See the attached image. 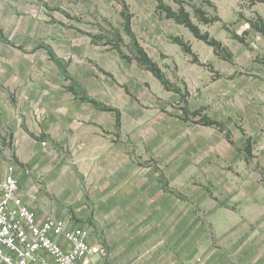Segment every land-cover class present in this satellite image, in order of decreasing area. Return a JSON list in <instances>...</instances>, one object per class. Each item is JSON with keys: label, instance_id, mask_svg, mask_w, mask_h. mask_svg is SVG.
I'll list each match as a JSON object with an SVG mask.
<instances>
[{"label": "rangeland", "instance_id": "rangeland-1", "mask_svg": "<svg viewBox=\"0 0 264 264\" xmlns=\"http://www.w3.org/2000/svg\"><path fill=\"white\" fill-rule=\"evenodd\" d=\"M178 2L220 42L218 54L155 0H0V29L13 44L0 41V97L14 113L0 111V162L35 173L20 186L40 217L90 229L106 249L100 264H264V5L244 0L227 21L204 25L197 7L210 19L223 9L171 0L176 11ZM122 15L168 89L119 60L117 48L134 53ZM40 45L68 63L81 97L120 110L118 131L114 115L79 102L67 114L50 110L48 96L65 85L47 53L32 52ZM31 102L43 114H21ZM17 120L40 129L34 167L14 161ZM50 128L66 130L70 145L50 141Z\"/></svg>", "mask_w": 264, "mask_h": 264}, {"label": "built area", "instance_id": "built-area-1", "mask_svg": "<svg viewBox=\"0 0 264 264\" xmlns=\"http://www.w3.org/2000/svg\"><path fill=\"white\" fill-rule=\"evenodd\" d=\"M105 256L87 226L29 206L13 163L0 168V264H100Z\"/></svg>", "mask_w": 264, "mask_h": 264}, {"label": "crops", "instance_id": "crops-1", "mask_svg": "<svg viewBox=\"0 0 264 264\" xmlns=\"http://www.w3.org/2000/svg\"><path fill=\"white\" fill-rule=\"evenodd\" d=\"M163 1H164V3L166 5H168V6H170L172 8V6L170 5L171 0H163ZM183 1L184 2H189L190 0H182V2ZM207 1L208 2H211L218 9H221V10L223 9L224 15H223V13L222 14L220 13V15H218V17H215L216 19H215L214 22L209 23V24H214V23H217V22H221V20L227 21L226 18H228L230 16V14H233L235 11H238V5H241L244 0H207ZM261 5H264V4H261ZM254 7H256V6H254ZM197 9L203 11L204 14H205V17L208 18V19H210L209 18V15L202 8L197 7ZM190 18L192 20L191 14H190ZM197 18H198V16H197ZM212 19H214V18H212ZM212 19H210V20H212ZM169 20H171V19H169ZM171 21H173V20H171ZM173 22L176 25H178L175 21H173ZM192 22H193V20H192ZM201 24H204V23L201 21ZM209 24H204V25H209ZM194 25H196L200 29V27H199L198 24L194 23ZM179 26H183V25H179ZM262 28L264 29V25H262L261 29ZM131 29H132V32H133L134 36L137 38V36L135 34V31L133 30V25H131ZM200 31H201L202 34H208V33L202 32L201 29H200ZM87 35L91 39L93 38L89 34H87ZM191 35L194 37V35L192 33H191ZM209 37H210V35H209ZM236 38L238 39V37H236ZM195 39L198 40V41H201V40H199L197 38H195ZM201 42H203V41H201ZM203 43H205V42H203ZM46 46H48V45H46ZM48 47H50L52 49V51L54 52V55L59 60V62H62L64 64L65 70H66V75H67V78L62 75V71L60 69V65L57 62L53 61L50 58L48 52L45 49H42V48L41 49H33L32 52H36V51L43 50L44 52L47 53L49 60L57 67L58 72H59V75H60V78H61V81H63L62 83H64V85H65L64 88H61L59 90H55V93H53V95L48 96L49 100L51 101L50 104H49V106H51L50 107V110L53 113L59 114V115L60 114H63V113L64 114H67V111H70V109H72L73 106L76 105V103L79 102V103H82V104H84L86 106H89L92 109V110L90 109V111H92V112L109 113V114L114 115V126H113V129L115 131L116 130L118 131L120 129V127H121V123L120 124L117 123V117L118 116L121 117L120 110L119 109H116V108H113V107L105 108V107H102L101 104H100L101 107H98V106L93 105L92 103H88L87 101H84L83 100L84 98H86V99H92V98H90L88 94L85 95L86 97H81L80 90H74V88L79 89V82L74 79V77L72 76L71 72L69 71V65H68V63H66L64 60H62L56 54V52L54 51V49L51 46H48ZM213 50H214V48H213ZM114 51L118 55L119 60L120 59L123 60L124 62L128 63V65H131L132 63H135L136 65H138L136 63V61L134 60V53H133L132 58H130V57L126 56L122 52V50H120V51H121V53H122L123 56L120 54V52L118 51V49H116ZM145 52L150 57V59L159 66V64L155 60H153V58L148 54V52L146 50H145ZM214 52L216 54H218V52H216L215 50H214ZM188 55L193 56L194 53L192 52V54H188ZM159 68L161 69L160 66H159ZM162 72L164 73L163 70H162ZM164 75H165V73H164ZM165 77H166V75H165ZM73 84H74V87H73ZM42 95H44V93ZM2 97H3L4 100H6V103L1 102V101H3L2 100ZM0 98H1L0 99V107H1L0 108V111H1L2 115L3 116L14 115V113H12V111L9 110V108H8L7 94L6 95H3L2 94V96ZM30 99H31V97H30ZM92 100H94V99H92ZM28 101H29V99H28ZM18 106H19V104H18ZM52 106L54 107V111L52 110ZM36 107L37 106L33 102H31L30 105L28 104V105L24 106L23 108H20L22 110V111H20V113L21 114H29V112L32 113V110L35 109L34 110V113H36L37 116H40V114H43V112H39L40 110H37V108L39 107V105H38L37 108ZM185 112L187 113V111H185ZM198 113H199L198 111H194L192 113V115L193 114H198ZM0 118H1V114H0ZM0 122H2V120H0ZM101 126H103V124ZM93 128H95V130H99L100 126H92L91 129H93ZM9 130H10V136L9 137H11L12 146H14V148H15V151H14L15 152V155H14L15 156L14 157L15 163L17 165L21 166V167H24V168H27V166H31V167L33 166L34 167L36 165V162L34 161V159L36 158L37 155H40V146H39V143H38L40 140L38 141L39 138H38V135H36L35 132L36 131H39L40 129L39 128H36L35 126H33L31 124H29V125L28 124H23V123L21 124V122L19 120H17L16 122L13 121L12 126H11V129H9ZM48 130L49 131H47L46 129H44L43 131H44L45 134H48V137L47 138L50 141L52 140V142L55 145H57V144L60 145V146L70 145L69 144V141H68V140H70V138L68 136L64 135L65 134L64 131H66V130L53 129V128H50ZM0 134H1L2 139H4L5 138V133L3 131H1ZM6 164L3 163V162H0V168L3 169ZM31 174H33V175H31ZM31 174H26V175H24V174H22V175L21 174H17V175H18L19 180L20 181L22 180L21 183L23 185H25V184L26 185H29V183L31 182V180L34 179L35 173L32 172ZM27 180H29V181L27 182ZM32 189H34V187ZM69 227H74V226L72 224H69Z\"/></svg>", "mask_w": 264, "mask_h": 264}, {"label": "trees", "instance_id": "trees-1", "mask_svg": "<svg viewBox=\"0 0 264 264\" xmlns=\"http://www.w3.org/2000/svg\"><path fill=\"white\" fill-rule=\"evenodd\" d=\"M155 1L157 3V9L160 12H163L168 19L175 21L179 25H183L185 28H187L194 35L195 38L205 42L207 45L213 47L216 52H219V50L221 49V44L219 42L215 41L214 39H211L208 34H202L201 33L200 29L196 25H194V23L192 22V20L190 18V14L183 7L184 6L183 3L178 2L180 4V9L178 11H175L170 6L166 5L163 0H155ZM249 2L252 5L264 4V0H249ZM195 13L198 16V18L200 19V21H202L204 24L212 23L216 19V18H214V19L210 20V19L206 18L204 12L199 10V9H196ZM122 17H124V19L126 20V23L124 25V29H125L126 33L128 34V36L131 38L132 43H133L134 60L136 61V63L140 67H142L144 70L150 72L156 79H158L160 81V83L167 89L169 87V82L166 79L164 73L159 68V66L150 59V57L147 55L145 50L139 45L138 41L136 40V38L132 32V29H131V18L129 16H124V15H122ZM259 31L262 32L264 35V29L263 28ZM0 41L13 46V44H11L4 37V34L1 31V29H0ZM173 42H175L176 44L181 46L182 49L187 54H192L191 48L186 43H184L183 40H181L179 38H174ZM17 48L20 49L21 51H24V49L21 47H17ZM41 48L45 49L48 52L50 58L60 65L62 75L67 78L64 64L62 62H59V60L54 55V52L52 51V49L50 47L44 46V45L36 46L34 49H41ZM117 49L120 52V54L122 55L119 48H117ZM83 100L87 101L88 103H92L95 106L101 107L100 104L98 102H96L95 100L86 99V98H84ZM202 122H203V125H206V126H209L212 124H217V123H212L205 118L202 119ZM117 123L120 124V117L119 116L117 117ZM217 125H219V127L222 126L221 124H217ZM224 131L226 132L227 130H224ZM226 133L228 135V132H226Z\"/></svg>", "mask_w": 264, "mask_h": 264}]
</instances>
